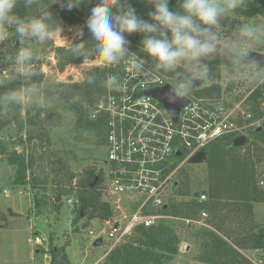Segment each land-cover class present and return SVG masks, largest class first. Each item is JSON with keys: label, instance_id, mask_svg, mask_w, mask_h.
I'll return each instance as SVG.
<instances>
[{"label": "trees", "instance_id": "1", "mask_svg": "<svg viewBox=\"0 0 264 264\" xmlns=\"http://www.w3.org/2000/svg\"><path fill=\"white\" fill-rule=\"evenodd\" d=\"M264 5V0H257ZM99 0H83L78 7L71 11L61 9L59 4L50 7L53 19L67 31L72 25H83L84 37L90 39V35L84 27V23L91 8ZM135 8L137 15L149 19L148 13L152 6L145 0H128ZM50 0H40L41 5H48ZM170 8L178 9V0H170ZM115 12L116 9L113 8ZM16 12L21 17L38 15L40 8L33 6L25 9L21 3ZM53 30H56L54 22H51ZM130 41L129 51L138 57H143L151 65L150 58L140 48L143 34L133 33L127 35ZM80 39L72 43H79ZM59 46L56 53L59 56L60 68L64 69L69 64H77L83 61V57L70 54L68 49L72 47ZM34 41L31 42L32 48ZM23 44L18 42L14 36L0 44V58L14 56ZM37 54V53H36ZM88 60H98L96 55L90 56ZM224 60V64H225ZM221 61L216 58L210 62L211 72L209 79L218 78L221 71ZM12 64L0 63V68L8 69ZM40 59L35 62L34 68L40 72V77H34L36 82L43 80L40 69ZM181 71H188L180 67ZM228 70V69H227ZM232 70V69H231ZM231 70H228L231 72ZM104 71L101 66H94L91 71L85 73L83 79L75 83H63L57 88L61 90L59 99L63 101L66 109L74 114L75 127L79 132H86L96 138V143L103 142L104 124L101 120H90L88 109L106 90L104 85ZM174 80V73H166L158 70ZM94 74L96 82L88 84L86 75ZM1 75V74H0ZM19 82L9 84L6 88H0V99L6 90L18 88ZM231 83L224 90L230 89ZM223 89L220 85L213 83L196 87L193 92L202 97H218ZM73 102L74 98H77ZM264 103V89L254 90L247 98L249 110L253 118H261ZM11 109L10 117L0 119V129L9 123H13L16 134L19 136L21 151L12 150L8 153L7 162L15 166L13 174V186L24 185L35 188L43 185L42 194L33 197L34 216L46 215L48 208L55 211L62 205V201H55L57 196H67L75 192L77 202L74 203L72 212L74 223L81 218L87 221L92 219L107 220L113 215L110 204L102 199V173L96 171L93 165L86 166L80 173L73 172L67 161L57 152L50 149L51 141L49 128L53 110L42 109L35 105L29 106H7ZM22 109L25 115L22 116ZM254 139L246 137V146H233V136H224L207 146L206 171L207 184L205 200H198L200 193L191 192L188 181L181 183L177 189L179 194L189 196V199L176 200L163 208L164 212L170 213L184 219L197 220L202 210L207 213L206 223L201 234L204 237L200 242L198 260L207 264H255L245 255L247 250H261L264 252V229L258 228L254 220V203H264V187H259L257 179V165L264 163V127L253 130ZM24 133V136L22 134ZM77 140L80 137L76 138ZM50 178L55 196L52 198L46 193L45 184ZM96 179V181H95ZM95 181L94 184H92ZM172 221H161L150 226L139 225L134 228L133 236L129 240L114 247L107 255L103 264H169L178 254L180 238L176 233ZM63 248L51 249V261L49 264H68Z\"/></svg>", "mask_w": 264, "mask_h": 264}, {"label": "clouds", "instance_id": "2", "mask_svg": "<svg viewBox=\"0 0 264 264\" xmlns=\"http://www.w3.org/2000/svg\"><path fill=\"white\" fill-rule=\"evenodd\" d=\"M145 2L152 6L147 20L137 15L128 0H99L84 23L90 39H81L85 35L83 28L76 30L74 39L80 42L72 43L68 51L73 56L83 57L82 65L93 55L98 57L99 63L117 65L130 54L127 35L143 34L140 48L150 58L152 67L145 68V63L133 62L129 79L147 77L153 69L174 73L177 82L164 96L172 105L184 101L197 82L209 78L210 62L221 55L226 69L244 66L250 82L257 87L264 84V57L252 55L255 48L264 47V23H241L233 31L234 38L223 47L216 31L221 21L234 15V10L244 9L248 0H178L176 10L170 8V0ZM21 3L25 9L39 7V14L27 18L19 16L16 9ZM82 3L83 0H50L44 6L40 0H0V44L10 36L23 44L14 56L0 58V63L15 66L11 72L0 75V88L7 89L9 84L16 82L20 84L18 88L6 90L2 97L6 106L35 105L46 109L51 105L45 102V93L59 99L56 89L34 79L41 76L34 68L40 57L31 42L52 40L55 32L51 22L55 23L56 31L62 29L53 19L51 5L59 4L61 9L71 11ZM181 65L188 71H181ZM85 79L90 85L96 82L94 74L86 75ZM103 83L109 89L120 87L115 75L108 76ZM76 99L78 97L73 102Z\"/></svg>", "mask_w": 264, "mask_h": 264}, {"label": "built area", "instance_id": "3", "mask_svg": "<svg viewBox=\"0 0 264 264\" xmlns=\"http://www.w3.org/2000/svg\"><path fill=\"white\" fill-rule=\"evenodd\" d=\"M133 62L145 63V68L152 67L143 57L132 53L117 65L98 62L97 65L105 69L104 80L115 75L120 87H106L89 106L87 116L104 124V140L97 144L106 149L105 167L93 166L102 173L103 200L113 210L109 219L99 221L102 227L97 232L90 229L88 233L95 239L106 234L113 243L126 240L139 225L150 226L165 220L195 221L163 211L164 206L176 200L190 198L177 191L184 175V164L221 137L231 135L235 138L244 135V129L261 128L264 116L253 118L249 110V95L254 90L264 89V84L257 87L251 83L236 101L226 98L224 89L218 97L198 96L192 90L174 118L149 93L166 84L175 85L174 80L155 69L147 77L129 79ZM259 184L264 187V181ZM199 196L198 200L206 199L204 194ZM72 202L76 203V198ZM125 203L129 205L127 208ZM206 216L202 210L197 221ZM28 241L34 245L43 244V238L37 234Z\"/></svg>", "mask_w": 264, "mask_h": 264}, {"label": "rangeland", "instance_id": "4", "mask_svg": "<svg viewBox=\"0 0 264 264\" xmlns=\"http://www.w3.org/2000/svg\"><path fill=\"white\" fill-rule=\"evenodd\" d=\"M252 22L264 23V5L257 0H248L244 9L234 10V15H229L221 21V27L216 29L221 40V46L223 47L226 42H231L234 38L233 31L241 23ZM82 27L83 25L74 24L67 31L55 30L54 38L46 43L34 41L33 47L40 57V69L43 73L42 81L56 89V95L58 96L61 94V90L57 88L60 84H71L81 81L85 73L91 71L94 66L99 64L97 61L88 60L83 65L81 61L77 64H69L63 70L60 68V60L56 53V48L68 46L77 40L74 39L75 32ZM254 51L264 53V47H257ZM217 58L222 63L219 77H212L201 86L216 83L220 85L221 89H224L231 83L230 89L225 90L224 95L226 98H234L233 100L236 101L237 98L240 99L244 95L246 88L252 82L247 79L244 66H235L229 72L224 67V57L221 55ZM181 66L184 67L183 65ZM14 67V65L11 66V68ZM2 70L3 72H0L1 75L9 72L8 69L0 68V71ZM4 95L5 93H2L0 99V119L10 117L11 114L10 107H7L2 102ZM44 100L51 105L49 108L53 110L51 127L49 128L50 149L62 156L75 173H80L86 166L94 164L105 167V147L98 145L94 136L77 130L74 124V114L66 109L62 100L50 97L47 93L44 95ZM262 108L264 113V103ZM21 114L22 116L25 115L24 109H22ZM261 127H264V116L261 118ZM16 131L17 128L13 123H9L0 129V215L8 217L7 215L10 216L12 211L15 214L18 213L17 216L8 218V230H5L1 237L3 239L0 251L3 258H8L12 261L11 264H33V260L29 261V255L40 246L31 244L28 239H33L35 234H41L44 238L41 247L46 245V252L48 253L46 262L48 264L52 259L51 249L60 247L63 248L62 252L65 254L68 264H79L80 261L82 264H103L108 253L125 240L113 243L112 240L107 238L106 234H100L102 244L94 246L93 241L95 238L88 231L93 229L97 232L102 227L99 224L100 220L92 219L87 221L85 218H81L76 224L74 223V214L72 212L74 208L72 201L76 198L74 191L72 194L60 198L62 205L57 211L53 208H48L46 217H35L33 197H39L42 194L43 185L35 188L24 185H12L15 166L7 162V156L13 149L21 151L22 148L18 144L19 136ZM252 133H254L252 127L243 130V134L253 140L254 135ZM22 136H24V133ZM77 137H80V139L77 140ZM245 143L241 146L242 149L246 146ZM184 168L181 183H183L182 181H188L191 192L197 191L200 194H206L207 169L205 162L198 164L187 163L184 164ZM257 179L259 187H263L259 184V181H264V163L257 165ZM45 187L46 193L53 198L55 191L50 178L46 182ZM5 191L8 192V195L5 194ZM102 199H105L104 194ZM68 200H71V202ZM254 207L258 228L264 229V203H254ZM9 209L11 212H9ZM165 221H172L171 223L180 238L178 254L169 264H207L198 260L200 242L204 238L201 234L202 229L200 226L186 224L185 221L180 220ZM84 223L87 224L83 226ZM130 237L126 240H129ZM247 254L257 263L261 262L260 264H264L263 251H259L258 254L248 251ZM39 255L40 257L36 260L37 264H41V252Z\"/></svg>", "mask_w": 264, "mask_h": 264}, {"label": "water", "instance_id": "5", "mask_svg": "<svg viewBox=\"0 0 264 264\" xmlns=\"http://www.w3.org/2000/svg\"><path fill=\"white\" fill-rule=\"evenodd\" d=\"M252 55H253V56H256L257 58H262V57H264V53H261V52H258V51H254V52L252 53ZM204 82H205V81H204ZM204 82H202V83H201V82H197L196 87L203 85ZM171 86H172V85H170V84H166V85H164V86H162V87L155 88V89L149 91V93H150L152 96H154L156 99H158V100L163 104V106L167 109V111H168V112H169L174 118H176L177 115H178V113H179V110H180V109L182 108V106L187 102V99L185 98L184 101H182V102H180V103H177V104H175V105L169 104V103L165 100L164 96H165V93L168 92V90L170 89ZM196 87H195V88H196ZM245 141H246V136H245V135H239V136L233 138L232 143H233V146H235V147H241V146L244 145ZM176 153L179 155V154H180V151H177ZM205 160H206V152H205V150H200V151H198L197 153H195L193 156H191V157L189 158L188 162H189V163H192V164H198V163H203V162H205ZM95 181H96V179H95ZM95 181H94L92 184H94ZM60 198H61V196L58 195L57 198H56V200L59 201ZM165 207H166V206H164V208H165ZM9 212H11L10 209H9ZM11 213H12V212H11ZM12 214H14V213H12ZM85 224H86V223H85ZM101 244H102V239H101V238H97V239H95V240L93 241V245H94V246H99V245H101Z\"/></svg>", "mask_w": 264, "mask_h": 264}, {"label": "crops", "instance_id": "6", "mask_svg": "<svg viewBox=\"0 0 264 264\" xmlns=\"http://www.w3.org/2000/svg\"><path fill=\"white\" fill-rule=\"evenodd\" d=\"M6 192V191H5ZM8 193V192H7ZM21 194V193H20ZM8 195V194H7ZM22 195V194H21ZM24 196V195H23ZM256 204V203H255ZM126 208L129 206L128 205V203H125V205H124ZM255 208V207H254ZM28 209H29V206H28ZM30 211V210H29ZM12 213H14L13 211H12ZM11 213V215L9 216V215H7L8 217H6V215H0V248H1V245H2V239H1V237L3 236V232L6 230H8V218L9 217H11V216H17L18 215V213H14V214H12ZM36 217H38V216H36ZM39 217H46L45 215H40ZM207 217V216H206ZM206 217L204 218V219H201L200 220V222L199 221H197L198 219H200V218H198L197 220H195V221H197V222H195V221H191V222H188V223H186V224H195V225H199L200 226V228L201 229H203L204 227H209L208 225H207V223H206ZM254 220H255V223H257V219H256V212H255V210H254ZM87 224V223H86ZM100 224V223H99ZM83 226H85V223L83 224ZM37 235H39V236H41L42 237V235L41 234H37ZM43 238V237H42ZM43 240H44V238H43ZM40 247L39 248H36L35 249V251L34 252H32V254H30L29 255V261L31 262L32 260H33V264H37L36 263V260H37V258H39L40 257V255H39V253L41 252V258H40V263L41 264H48L47 262H46V257L48 256V253L46 252V245L44 246V247H41V245H39ZM253 252V254H254V252H255V254H258L259 253V251H261V250H247V251H245V255L248 257V258H250L252 261H254V259L252 258V257H249V255L247 254V252ZM8 258H3V255H2V253H1V251H0V264H11V262L12 261H10L9 259L7 260ZM259 260H260V258H259ZM79 264H82V262L80 261L79 262Z\"/></svg>", "mask_w": 264, "mask_h": 264}]
</instances>
